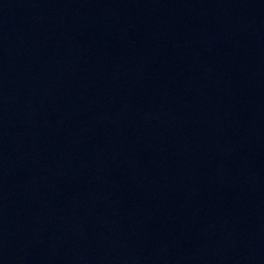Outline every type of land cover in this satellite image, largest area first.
Wrapping results in <instances>:
<instances>
[{"label":"water","instance_id":"obj_1","mask_svg":"<svg viewBox=\"0 0 264 264\" xmlns=\"http://www.w3.org/2000/svg\"><path fill=\"white\" fill-rule=\"evenodd\" d=\"M0 264H264V0H0Z\"/></svg>","mask_w":264,"mask_h":264}]
</instances>
